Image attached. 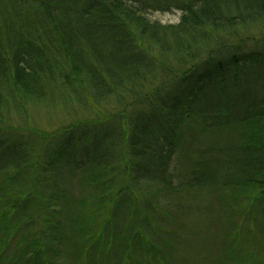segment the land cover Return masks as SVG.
I'll use <instances>...</instances> for the list:
<instances>
[{"label":"trees","instance_id":"16d2710c","mask_svg":"<svg viewBox=\"0 0 264 264\" xmlns=\"http://www.w3.org/2000/svg\"><path fill=\"white\" fill-rule=\"evenodd\" d=\"M172 10L183 12L177 23L148 16ZM261 71L264 0H0V171L45 177L93 165L132 186L158 180L177 195L209 187L236 191V200L237 190L261 197L264 142L207 150L177 187L168 176L189 119L214 129L264 118ZM83 97L118 120L93 129L100 117L79 119L43 133L10 119L30 100ZM132 186L120 193L137 192Z\"/></svg>","mask_w":264,"mask_h":264},{"label":"rangeland","instance_id":"374dc122","mask_svg":"<svg viewBox=\"0 0 264 264\" xmlns=\"http://www.w3.org/2000/svg\"><path fill=\"white\" fill-rule=\"evenodd\" d=\"M182 14L148 16L177 23ZM83 98L30 100L23 114L10 111V119L43 133L79 119L100 117L93 129L118 120L102 116L109 107ZM180 127L168 168L172 188L207 150L264 142V118L209 129L194 117ZM45 175L0 171V264H264V195L237 190L236 200V191L209 187L177 195L158 180L142 177L132 186L122 174L93 165H62ZM123 185L137 192L122 194ZM72 239L86 248L78 251Z\"/></svg>","mask_w":264,"mask_h":264}]
</instances>
